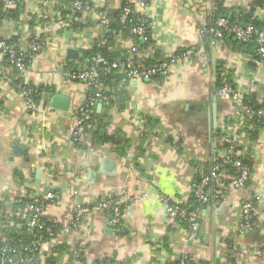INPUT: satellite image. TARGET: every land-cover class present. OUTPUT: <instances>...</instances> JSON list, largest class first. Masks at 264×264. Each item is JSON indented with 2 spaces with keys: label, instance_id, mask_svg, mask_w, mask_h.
<instances>
[{
  "label": "crops",
  "instance_id": "crops-1",
  "mask_svg": "<svg viewBox=\"0 0 264 264\" xmlns=\"http://www.w3.org/2000/svg\"><path fill=\"white\" fill-rule=\"evenodd\" d=\"M16 1L20 19L2 20L0 36L20 34V46L27 49L36 35L44 47L23 76L0 57V229L15 223L17 199L52 191L38 264L51 258L72 264L79 256L84 264H174L182 257L192 264H264V128L251 139L240 108L245 94L264 98V62L253 65L250 54L208 32L215 0H86L108 12L129 3L147 19L145 45L119 39L115 51L140 50L150 60L188 56L165 78L129 79L124 98L96 97L94 110L108 116L106 132L113 141L100 143L89 133L80 144L72 131L78 106L90 98L89 84L68 79L64 69L80 68L83 52L103 38L98 16L71 11L72 0ZM216 1L236 11H249L254 2ZM255 16L264 18V1ZM69 48L79 56H68ZM219 75L234 84L236 94L217 93ZM18 77L50 88L41 92L38 108L27 106ZM56 94L70 97L67 110L53 106ZM233 138L242 147L237 154H249V182L234 188L236 174L221 173L207 187L211 200L201 208L198 230L179 227L168 202H189L196 180L225 154L221 144ZM107 199L124 206L119 226L109 223L107 210L79 214L78 206ZM249 200L260 225L243 231L242 207Z\"/></svg>",
  "mask_w": 264,
  "mask_h": 264
},
{
  "label": "trees",
  "instance_id": "trees-1",
  "mask_svg": "<svg viewBox=\"0 0 264 264\" xmlns=\"http://www.w3.org/2000/svg\"><path fill=\"white\" fill-rule=\"evenodd\" d=\"M15 1V4L13 7L7 8L5 4L3 3L2 0H0V22L4 20L5 18H11L14 20L20 19V14H21V5L19 1ZM75 1L72 0L71 3ZM264 0H254V2L250 5V10L249 11H244V10H227L223 8L222 3H218V1L215 0V6L217 7V10L215 12V17L214 21L211 22V25L208 27V30L215 25V22L217 19L220 17H226L229 20L230 25H240V26H248L251 25L254 27V30L260 31L264 30V18L260 19L255 16V11L258 7L262 5ZM92 4V3H91ZM126 7H129L131 12L129 15V19L126 22L121 21V16L123 14V11ZM101 11H104L107 15V18L109 20V26L108 30L104 31L103 37L106 39V43L102 44L101 40L96 41L93 44V47H91L88 50H85L82 54V65L80 68H75V67H65V71H77L79 69L83 68H89L91 65L88 62V60L93 57L94 55L100 54L104 56L106 59L109 61H113L117 58H122V59H127L128 57H133L135 60H141L147 67H153L155 65H159L165 61H167L169 58L165 59H160V60H150L148 57H146L144 54L140 55V50H137V52L134 55H130V53L126 50L124 52H117L114 50V46H116V43L118 42L117 40L119 39H130L132 40L135 44H139V46L145 45V43H142V39L144 38H149V33H150V28L149 24L146 18L144 16L138 14L135 12L133 6L129 3H124L120 9L112 12H108L105 9H99ZM71 11L72 7H71ZM77 14H80L82 12H76ZM34 20V19H32ZM144 21L147 28L146 31L143 35H136L131 33V29L137 25L139 22ZM33 21H30V23ZM35 22H40V20H36ZM29 23V24H30ZM37 37L36 35H33L31 40L35 39ZM234 36L232 33L228 31L223 32V37L220 38V41H223L224 43H230L235 45L236 49L238 51H241L243 53L250 54L252 57V64L256 66V60H260L261 58L257 54V48L258 45L255 41V36H252L248 41H239L237 39L234 40ZM0 39L5 40L6 42L13 44V43H20V34L13 36L10 39H4L0 36ZM103 39V38H102ZM39 42H42L39 37L35 39ZM19 50L27 51V56L25 57L24 63L26 66H29L31 64L32 58L35 54L31 51L30 48L24 49L22 47L19 48ZM181 53V52H179ZM5 60L7 62H10L9 57L5 55ZM264 62V60H263ZM13 65V64H12ZM14 66V65H13ZM18 74L21 75V73L18 72ZM167 74L164 73H157L156 75L152 76L153 78H165ZM21 77H18L17 83L21 87H25L26 89L31 91L32 97L36 104H39L41 100V92H48L50 91L49 87H35L29 83H25ZM128 78L126 76V73H118L117 71H113L110 73H103L101 74L95 81L93 85V89L90 90V95L89 97H96V90H99L98 92L101 94V98L103 99L106 97L108 99H111L112 97H119V98H124L127 95L126 91V84L128 82ZM223 77L218 76L217 77V82L216 86L217 89L222 88L227 82L232 83V82H223ZM234 86V85H233ZM21 90V89H20ZM119 101V100H118ZM122 101V100H121ZM120 102V101H119ZM93 110L95 109V103L92 106ZM240 108L242 110V115H243V129L248 132V136L251 139H256L258 138L260 131L264 128V117L258 115L257 113H252L248 112L247 110H253L257 112L259 109H264V98H260L256 93H250V94H245L243 95V98L240 102ZM107 115L104 114H96V111L94 110L92 114V118L87 122V132L88 136L89 133L92 136L93 139L99 141L100 143L103 142H112L113 141V135L107 133V122H105V118L107 119ZM95 127L94 130L90 132V128ZM87 136V137H88ZM77 144H80L81 142L76 141ZM230 144L227 140L224 141L221 144V148L224 152L230 147ZM239 150H242V147L238 144L234 149L235 155H237V152ZM249 154H245L244 156L239 155V158L243 161V163L249 168L250 174L252 175L253 167L252 163L250 162V159L248 158ZM222 157H219L217 160V163L220 162ZM230 172L236 174V172L233 170V168L229 167ZM250 175V176H251ZM201 178H198L196 180V183L199 182ZM249 182V181H248ZM247 182V183H248ZM209 198V202H210ZM33 201L30 200L29 198H24V199H17L16 202H14L16 206V211L18 212L19 215L16 214V221L13 223L11 226H7L6 228L2 227L0 230L2 232V236H0V264L1 261L4 257V254L2 253V248L7 247L11 249L10 251H7L5 254L6 255H20L21 257L24 258H29L32 256H35V259L38 258L40 255V249L41 246L34 244L35 240H39V244H42V241L48 237L47 234V229L44 227L45 225V220L44 215H42L41 222L44 224L41 229L36 230L34 233L29 234L28 232V227L26 225L27 221V216L29 213L26 211V203ZM117 205L120 208L121 214H124V206L122 204H118V201L115 200ZM208 202V203H209ZM208 203H199L197 199L192 196L191 200L187 203H180L178 204L179 209L182 211H189L191 209H194L197 206H200L201 208H204L205 205ZM185 217H178L176 218L177 225L179 227H184L186 229H189V225L187 221L184 219ZM5 237V239H2ZM12 250H15L14 252ZM184 260L186 264H192L190 259L188 257H182L177 263L174 264H181V261ZM77 264H84L83 260L79 256L77 258ZM45 264H55V261L51 258L47 261H45ZM76 264V263H72Z\"/></svg>",
  "mask_w": 264,
  "mask_h": 264
},
{
  "label": "built area",
  "instance_id": "built-area-1",
  "mask_svg": "<svg viewBox=\"0 0 264 264\" xmlns=\"http://www.w3.org/2000/svg\"><path fill=\"white\" fill-rule=\"evenodd\" d=\"M7 8L13 7L15 4L14 0H2ZM73 12H91L94 11L99 19L103 31L108 30L109 20L104 11H101L96 8V6L86 0H75L71 3ZM130 8L126 7L121 16V21L126 22L129 19ZM146 24L142 20L137 25L131 29V33L136 35H143L146 31ZM228 31L233 34L235 39L239 41H248L252 36H255V41L258 45L257 54L261 58L256 60L257 65H261L264 60V30L256 31L251 25L240 26L230 25L229 20L226 17H220L215 22V25L211 27L208 32L212 34L217 39L223 37V32ZM37 39V37H35ZM31 40L29 48L34 53H39L44 44L37 40ZM102 44H105L107 41L103 37L101 39ZM20 43L10 44L3 39H0V57L7 55L11 64H13L21 75H26L29 72V66H26L24 63L25 57L27 56L26 50H19ZM188 56V52L175 53L170 56V58L153 67H147L141 60H135L132 56L127 59L117 58L113 61H109L104 56L97 54L91 57L88 62L90 63L89 68L79 69L77 71H64V75L68 79L72 80H85L89 84V89H93L94 81L103 73H110L117 71L118 73H126L128 79H141V78H150L157 73L167 74L173 64H176L180 61H183ZM233 83H226L222 88L218 89L217 93L219 95H234L235 86ZM18 88L21 89V95L27 106L31 109L38 108V105L34 101L31 91L25 87L18 85ZM90 95V94H89ZM101 94L98 92L96 97H100ZM96 97H91L83 104H80L77 109V115L75 116V127L72 131L75 141H83L87 136V122L92 118L94 112L92 106ZM248 112L257 113L260 116L264 117V109H259L257 112L248 109ZM230 147L226 150L225 154L222 156L220 162L216 163L209 172L204 174L199 182L193 186V196L197 199L199 203H208L209 196L207 194V187L214 181L217 180L221 173L229 171V167L233 168L236 172V175L231 179V186L234 188L244 187L250 179L249 168L243 163L239 158V154L235 155L234 149L237 146V141L235 138L230 139ZM54 198V193L48 191L44 195L34 199L31 202L26 203V211L29 213L27 216L26 225L28 227L29 234L34 233L36 230L43 227L41 222L42 215L44 214L49 202ZM17 201V200H16ZM15 201V202H16ZM119 204V203H118ZM179 203L177 202H168V211L171 218L185 217L189 225V229L192 233H195L199 228V219L201 215V207L197 206L194 209L189 211H182L179 209ZM107 210L110 213L108 219L109 223L113 227H117L121 224L122 214L119 206L113 199L103 200L91 208L78 206V211L80 215L91 211H100ZM242 224L241 229L243 231L253 229L258 227L260 224L256 218L255 214V202L252 200L246 201L242 207ZM34 244L41 246L39 240H35ZM11 249L7 247L2 248V253L4 257L1 261V264H38V261L35 259V256L24 258L20 255H6L7 251ZM13 252L15 250H12ZM264 251V249H263ZM77 264V262H74ZM181 264H186L184 260L181 261Z\"/></svg>",
  "mask_w": 264,
  "mask_h": 264
},
{
  "label": "water",
  "instance_id": "water-1",
  "mask_svg": "<svg viewBox=\"0 0 264 264\" xmlns=\"http://www.w3.org/2000/svg\"><path fill=\"white\" fill-rule=\"evenodd\" d=\"M67 53L68 56L72 58H77L79 56V51L74 48H69ZM52 104L57 109L67 110L70 105V97L63 94H56L52 99ZM101 107H102V103H99L98 109L100 110ZM39 174H40L39 171H37V176H39Z\"/></svg>",
  "mask_w": 264,
  "mask_h": 264
}]
</instances>
